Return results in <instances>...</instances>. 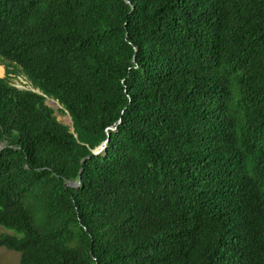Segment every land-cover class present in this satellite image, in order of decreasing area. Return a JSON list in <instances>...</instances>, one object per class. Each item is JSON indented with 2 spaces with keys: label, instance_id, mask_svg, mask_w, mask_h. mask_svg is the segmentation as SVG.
I'll return each instance as SVG.
<instances>
[{
  "label": "trees",
  "instance_id": "obj_1",
  "mask_svg": "<svg viewBox=\"0 0 264 264\" xmlns=\"http://www.w3.org/2000/svg\"><path fill=\"white\" fill-rule=\"evenodd\" d=\"M127 2L0 0V247L264 264V0Z\"/></svg>",
  "mask_w": 264,
  "mask_h": 264
},
{
  "label": "rangeland",
  "instance_id": "obj_2",
  "mask_svg": "<svg viewBox=\"0 0 264 264\" xmlns=\"http://www.w3.org/2000/svg\"><path fill=\"white\" fill-rule=\"evenodd\" d=\"M0 66L3 67L2 62L0 61ZM12 83L15 87L19 89H27L32 90L30 84L22 77L13 78ZM46 105L50 107L54 111V116L56 117L57 121L62 123L65 126L71 128V120L68 114L60 113V107L58 103L52 99L46 100ZM0 235H11L19 237V235L11 229L6 227L0 226ZM0 264H19V253L12 250H8L4 247H0Z\"/></svg>",
  "mask_w": 264,
  "mask_h": 264
},
{
  "label": "water",
  "instance_id": "obj_3",
  "mask_svg": "<svg viewBox=\"0 0 264 264\" xmlns=\"http://www.w3.org/2000/svg\"><path fill=\"white\" fill-rule=\"evenodd\" d=\"M125 2L126 3H128L127 2V0H125ZM111 130H114V128L113 129H111ZM108 139H109V134H107V139L104 141V143L102 144V145H100L92 154H100L102 151H103V149H104V144L108 141ZM91 156H88V157H86L85 159H83L82 161H81V164H80V170H79V173H78V181L76 182V183H74V182H67V183H65V186L66 185H68V186H72V187H76V186H78V184H79V180H80V174H81V169H82V166H83V163H84V161L86 160V159H88V158H90Z\"/></svg>",
  "mask_w": 264,
  "mask_h": 264
}]
</instances>
